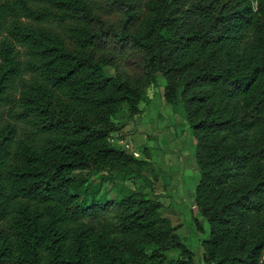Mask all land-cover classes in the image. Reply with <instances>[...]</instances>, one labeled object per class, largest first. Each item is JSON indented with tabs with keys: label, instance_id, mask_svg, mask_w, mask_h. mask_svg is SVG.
I'll return each mask as SVG.
<instances>
[{
	"label": "trees",
	"instance_id": "1",
	"mask_svg": "<svg viewBox=\"0 0 264 264\" xmlns=\"http://www.w3.org/2000/svg\"><path fill=\"white\" fill-rule=\"evenodd\" d=\"M160 76L196 139L203 263L264 264V0H0V264H197L160 194L92 179L150 163L112 133Z\"/></svg>",
	"mask_w": 264,
	"mask_h": 264
},
{
	"label": "rangeland",
	"instance_id": "2",
	"mask_svg": "<svg viewBox=\"0 0 264 264\" xmlns=\"http://www.w3.org/2000/svg\"><path fill=\"white\" fill-rule=\"evenodd\" d=\"M165 83V78L160 76L158 84L148 88L151 100L140 102L144 109L141 113L131 117L127 107L121 108L116 119L123 128L112 133L114 143L130 146L137 156H145L143 144L151 145L150 163L139 175L113 177L104 171L94 173L92 179L99 183L104 176L103 186L111 198L129 189L144 191L150 196L160 194L164 204L162 214L181 223L177 231L195 252L196 263L203 264L201 241L209 233V224L194 205L195 189L200 179L196 139L181 103L164 100Z\"/></svg>",
	"mask_w": 264,
	"mask_h": 264
},
{
	"label": "built area",
	"instance_id": "3",
	"mask_svg": "<svg viewBox=\"0 0 264 264\" xmlns=\"http://www.w3.org/2000/svg\"><path fill=\"white\" fill-rule=\"evenodd\" d=\"M134 153L137 154L136 151H134ZM203 264H206V263H203Z\"/></svg>",
	"mask_w": 264,
	"mask_h": 264
},
{
	"label": "crops",
	"instance_id": "4",
	"mask_svg": "<svg viewBox=\"0 0 264 264\" xmlns=\"http://www.w3.org/2000/svg\"><path fill=\"white\" fill-rule=\"evenodd\" d=\"M147 146H149V145H147ZM150 146H151V145H150ZM150 146H149V149L151 148Z\"/></svg>",
	"mask_w": 264,
	"mask_h": 264
}]
</instances>
